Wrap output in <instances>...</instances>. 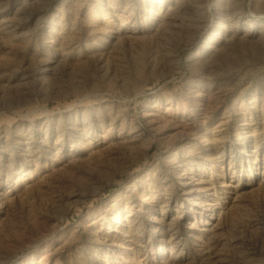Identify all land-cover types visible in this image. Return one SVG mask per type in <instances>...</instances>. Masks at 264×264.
<instances>
[{"label":"rangeland","instance_id":"1","mask_svg":"<svg viewBox=\"0 0 264 264\" xmlns=\"http://www.w3.org/2000/svg\"><path fill=\"white\" fill-rule=\"evenodd\" d=\"M0 264H264V0H0Z\"/></svg>","mask_w":264,"mask_h":264}]
</instances>
